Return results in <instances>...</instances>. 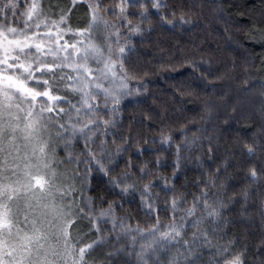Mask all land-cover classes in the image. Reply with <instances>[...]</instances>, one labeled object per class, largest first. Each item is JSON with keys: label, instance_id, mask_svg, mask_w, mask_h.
Masks as SVG:
<instances>
[{"label": "clouds", "instance_id": "1", "mask_svg": "<svg viewBox=\"0 0 264 264\" xmlns=\"http://www.w3.org/2000/svg\"><path fill=\"white\" fill-rule=\"evenodd\" d=\"M118 6L99 0V24L83 5L65 19L66 28L90 35L101 58L73 73L82 87L60 70L38 77L63 97L62 111L49 115L44 96L31 101L53 153L55 175L40 174L69 209L76 264L81 248L83 264H139L131 237L112 239L120 228L100 215L109 208L137 235L179 225L169 246L142 256L143 264H173L180 250L173 241L198 233L193 264H264V0H125L123 16L111 11ZM105 60L116 61L127 83L115 105L104 95ZM77 118L87 131L69 141L63 126ZM206 195L218 209L211 223ZM190 220L199 226L185 229Z\"/></svg>", "mask_w": 264, "mask_h": 264}, {"label": "snow or ice", "instance_id": "2", "mask_svg": "<svg viewBox=\"0 0 264 264\" xmlns=\"http://www.w3.org/2000/svg\"><path fill=\"white\" fill-rule=\"evenodd\" d=\"M82 5L90 18L97 17L99 24L100 18L95 11L99 0L87 3L86 0H0V264H53L58 259L70 257L76 264L68 243L69 209L40 174L42 169H47L55 175L50 166L53 153L41 134L43 112L35 111L31 101L44 96L50 105L49 115L62 111L56 105L63 97L55 89L44 88V82L38 77L60 70L67 73L65 79L69 85L75 83L82 87L79 76L73 79V73L83 74L86 60L101 58L83 28L72 31L64 25L65 19ZM111 11L126 15L125 0H120V6ZM137 31L138 28L132 29V32ZM127 51L121 46L120 57ZM116 66L115 60H105L102 70L104 78L111 82V87L104 89V95L112 98L114 105L119 103V93L127 88V83L117 76ZM33 83L40 84L43 91L32 87ZM85 103L90 104V99L86 98ZM63 127L67 128L63 136L69 141L87 131L79 118ZM204 199L207 222L211 223L218 209L208 202L207 195ZM187 214L190 216L191 211ZM100 215L112 218L113 231L120 228L112 238L117 244L131 237L132 254L138 257L139 264H143L142 256L158 251L161 244L169 246L179 228V225L169 224L167 230L161 231L164 226L157 225L150 232L137 235L140 230L126 227L112 216L110 208ZM154 215L158 216L159 211ZM199 224L200 220H190L185 229ZM197 236L191 241H173V246L180 244V250L171 257L173 264H193ZM137 244H140L138 253ZM86 256L85 248H81L80 264Z\"/></svg>", "mask_w": 264, "mask_h": 264}, {"label": "rangeland", "instance_id": "3", "mask_svg": "<svg viewBox=\"0 0 264 264\" xmlns=\"http://www.w3.org/2000/svg\"><path fill=\"white\" fill-rule=\"evenodd\" d=\"M8 16H9V19L11 20L12 19V17H11V10L9 9L8 10ZM17 21H19V17L17 16ZM22 26V25H21Z\"/></svg>", "mask_w": 264, "mask_h": 264}]
</instances>
